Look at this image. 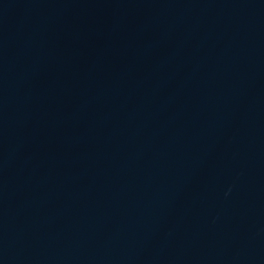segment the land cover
Segmentation results:
<instances>
[{"label": "water", "instance_id": "95a60500", "mask_svg": "<svg viewBox=\"0 0 264 264\" xmlns=\"http://www.w3.org/2000/svg\"><path fill=\"white\" fill-rule=\"evenodd\" d=\"M264 149V0H0V264H101Z\"/></svg>", "mask_w": 264, "mask_h": 264}]
</instances>
